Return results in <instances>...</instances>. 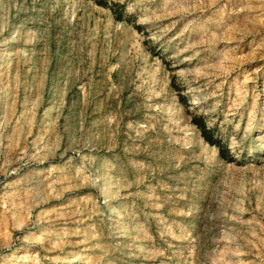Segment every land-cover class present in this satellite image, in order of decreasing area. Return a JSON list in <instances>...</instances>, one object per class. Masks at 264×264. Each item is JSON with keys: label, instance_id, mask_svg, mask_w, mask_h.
Masks as SVG:
<instances>
[{"label": "rangeland", "instance_id": "rangeland-1", "mask_svg": "<svg viewBox=\"0 0 264 264\" xmlns=\"http://www.w3.org/2000/svg\"><path fill=\"white\" fill-rule=\"evenodd\" d=\"M0 264H264V0H0Z\"/></svg>", "mask_w": 264, "mask_h": 264}, {"label": "trees", "instance_id": "trees-1", "mask_svg": "<svg viewBox=\"0 0 264 264\" xmlns=\"http://www.w3.org/2000/svg\"><path fill=\"white\" fill-rule=\"evenodd\" d=\"M203 131H204V135L206 136V137H208V139H211V138H209V136H207V129L205 128V126L203 127ZM212 141V140H211ZM221 153H223V150L221 151ZM223 155V154H222Z\"/></svg>", "mask_w": 264, "mask_h": 264}]
</instances>
